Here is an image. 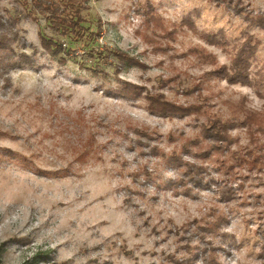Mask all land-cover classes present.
I'll return each mask as SVG.
<instances>
[{"label": "rangeland", "instance_id": "obj_1", "mask_svg": "<svg viewBox=\"0 0 264 264\" xmlns=\"http://www.w3.org/2000/svg\"><path fill=\"white\" fill-rule=\"evenodd\" d=\"M85 6L76 37L0 0V264H264V0Z\"/></svg>", "mask_w": 264, "mask_h": 264}, {"label": "trees", "instance_id": "obj_2", "mask_svg": "<svg viewBox=\"0 0 264 264\" xmlns=\"http://www.w3.org/2000/svg\"><path fill=\"white\" fill-rule=\"evenodd\" d=\"M30 2L32 3V10H30V12L28 13V17L37 21L35 13L45 15L51 27L54 28L59 34L63 36H82L81 31L84 30L83 24L86 23L82 17V11L86 8L85 5L87 0H30ZM1 37V39H5L4 35ZM40 39L42 48L50 56L58 57L62 53H65L63 45L56 42L53 38H47L40 32ZM253 54L254 52L251 51L246 56H243L241 54L238 55L235 58L234 69L232 70V73L226 69H223L220 72L221 77L232 85L239 83L248 85L250 83L249 64ZM118 55L122 60L134 62V59L130 58L126 54L119 53ZM2 67L6 71H10V69L13 68L12 64H9V62H6L5 60L2 61ZM131 91L138 93V88L132 87ZM149 101V109L154 113H158L164 116H178V113L186 111L184 108L178 106L176 107L170 104L161 95L157 97H151ZM230 127V124L226 122L215 120L214 122H212L211 126L207 128L205 127L203 133L205 138H209V140L213 143L220 142L230 145L232 142L231 137L228 136L229 130L232 129ZM260 131L261 135L264 137V128H262Z\"/></svg>", "mask_w": 264, "mask_h": 264}]
</instances>
